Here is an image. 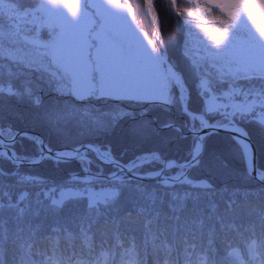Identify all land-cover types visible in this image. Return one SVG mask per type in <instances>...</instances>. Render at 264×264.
Masks as SVG:
<instances>
[{
  "label": "snow or ice",
  "instance_id": "1",
  "mask_svg": "<svg viewBox=\"0 0 264 264\" xmlns=\"http://www.w3.org/2000/svg\"><path fill=\"white\" fill-rule=\"evenodd\" d=\"M8 2L16 7L10 10L13 14L7 16V24L0 7V60L10 61L7 72L0 64V102L14 100L29 110L27 114L14 112L15 120L30 117L57 135L64 133V125L78 109L45 106L36 87L42 82L49 91L78 102L117 99L152 105L164 112L178 108L187 117L183 125L169 119L154 127L155 119L141 120L129 134L147 138L171 130L185 139L187 129L192 143L183 160L166 159L161 152L151 151L122 163L110 146L81 143L54 150L40 136L0 125V161L12 166V171L0 167V264H141L150 245L157 264H180L177 241L183 245V264H264V238H257L254 230L249 229L243 257L227 238L239 226L233 218L236 202L230 198L220 211L215 185L208 178L191 176L195 169H207L209 174L228 170L229 161L223 154L210 153L205 158L207 137L225 131L234 133L231 139L246 174H254L264 183V170L252 165L249 133L239 126L246 121L264 131V26L257 22L258 18L264 20V0H184L197 11L176 8L185 37L183 59L202 102L199 111L189 107L192 93L184 70L168 59V48L176 44L169 41L165 47L161 42L158 48L149 41V49L127 17L112 10L123 7L120 0ZM172 5L176 7V0ZM127 11L132 12L130 6ZM185 16L198 22L195 27L207 33V40ZM202 16L210 17L213 27H204L209 20H201ZM42 29L48 31L47 41L40 38ZM6 40L14 46L8 51ZM224 84L227 91L219 87ZM93 112H80L83 135L107 133L130 116L120 111ZM25 139L34 146L35 155L17 153L16 144ZM90 153L114 169L110 175L92 171ZM46 160L57 166L78 161L83 175L74 173L56 182L20 171L22 165L35 166ZM153 165L159 168L141 171ZM170 169L177 171L169 175ZM125 175L155 180L157 191L140 183L132 186ZM17 188L22 190L15 192ZM161 189L170 197L166 202L171 204L170 210L165 211L166 204L160 202ZM102 225L110 230L101 231ZM45 231L51 236H45ZM74 233L83 241V254L74 252L63 260L53 248L37 258L33 249L39 239L51 243ZM218 244L226 253L220 258ZM114 248L121 251L113 252Z\"/></svg>",
  "mask_w": 264,
  "mask_h": 264
},
{
  "label": "trees",
  "instance_id": "2",
  "mask_svg": "<svg viewBox=\"0 0 264 264\" xmlns=\"http://www.w3.org/2000/svg\"><path fill=\"white\" fill-rule=\"evenodd\" d=\"M25 4H38L40 0H24ZM120 3L130 6L132 9L131 15L134 18L135 23L140 32L145 34L147 39L153 40V19L148 13L147 6H145V0H120ZM152 5L159 18V40L156 42L161 46V42L165 47L168 46L169 41H173L176 47L168 48V59L172 64H179L180 68L184 70L187 84L192 93V100L189 107L193 111H199L202 105L201 100L197 97L195 88V79L187 71L186 63L183 59L184 52V40L185 37L181 35L179 22L182 17L176 15V8L187 7L189 11L196 12L197 10L193 6L186 5L184 0H176V7H173L172 0H152ZM0 7L4 9L7 24V16L13 13L10 10H14L16 5L11 4L8 0H3L0 3ZM192 21L194 31L200 33L201 37L207 40V33L201 32L200 28H196L198 23L192 17H183ZM208 19L209 23L204 27L211 28L210 17H201V20ZM47 29L40 31V38L47 37ZM6 43V42H5ZM210 43V41H209ZM151 46V44H150ZM195 47V45H194ZM162 50V49H161ZM0 64H3L5 72L8 71L10 61L7 59L0 60ZM36 77L40 74L35 73ZM98 80V77H97ZM239 84L245 85L246 82L238 81ZM39 94L42 96L45 106H59L60 108H76L78 112L64 125L65 131L62 135H57L51 131L48 126L41 123L32 122L31 118H26L23 122L15 120L13 118L14 112L28 113V108L24 104H16L14 100L5 99L0 102V125L5 128L11 125L13 128L20 132H28L31 135L40 136L44 139L45 143L51 145L52 148L57 149L59 147H71L84 142H95L99 146H110L113 155L122 163L127 162L134 157L151 151H159L166 159L183 160L185 158L187 149L192 143V136L187 134V129H184L185 139L179 138V136L171 130H161L159 135L149 136L147 138L133 137L129 134V129L139 123L141 120H156L154 127H157L160 123L166 120H174L177 124L183 125L187 120V117L182 115L178 108H173L170 112H164L160 108L147 105L137 104L129 100H117V99H103L97 100L95 98L87 101H74L70 96H60L54 91L44 85V83L36 84ZM224 91H227V84L222 86ZM82 105V108H81ZM83 109H87L93 114L111 113L114 111L127 112L130 114L129 118L122 120L119 126L107 133H96L83 135L81 134V128L79 121L81 119L80 112ZM209 119H217V117H210ZM248 133L253 145L256 148L257 166L261 170L264 169V131L260 130L255 124L246 121L239 122ZM228 133L216 132L213 135H209L206 144V156L210 153L223 154L229 161V167L227 171H213L211 174L207 169H195L192 171L191 176L194 179L208 178L217 188V196L215 197L218 202V208L223 210L227 201L231 198L236 202V209L233 214V218L238 227L233 232L229 233L227 238L230 240L234 247L237 249L240 256H245L247 252V242L250 240L251 233L249 229L254 230L257 234V238H264V183L254 179L252 176L246 174L244 162L241 160L239 153L236 150L235 143L231 139ZM16 151L21 155L32 156L35 155L34 146L27 140H23L16 144ZM92 160V171L97 170L103 172L105 175H109L114 169L109 165H104L96 160L95 156L89 154ZM0 167H3L5 171H12V166L6 161H0ZM155 168H159V165H153L152 168H144L141 171L144 173L150 172ZM23 173H32L34 175H40L60 182L66 180L70 175L76 173L83 175L81 172V166L78 161H71L68 163L55 165L52 161L46 160L41 164L35 166L23 165L20 168ZM177 170L170 169L169 175L174 174ZM130 182L132 186L137 183L143 184L144 188L153 192L157 191V182L155 180L146 182L143 180H137L131 177H124ZM11 181H9L10 183ZM105 185L107 182H104ZM22 189H15V192H19ZM34 191L33 189H27ZM178 192L181 190L178 188ZM164 190L161 189L158 193L161 197V204H166L165 211L170 210L171 204L166 203L170 200V197L164 196ZM182 194V193H181ZM186 207L191 208V202L186 201ZM110 230V226H101V231L107 233ZM45 236H51L50 231L44 232ZM93 241L98 244V240L93 237ZM115 241H113L114 243ZM178 250L180 254V264H183V245L177 241ZM111 245H109L110 247ZM53 248L58 249V256L66 260L68 256H72L74 252L83 254L86 249L83 241L76 238L75 233L70 238H57L50 243L48 239H39L35 248L33 249L37 253V258L44 252H51ZM120 248H114L113 252H120ZM175 254V252H174ZM226 254L224 247L221 244L217 245V256L220 258ZM81 258L84 259L83 255ZM141 264H157V260L153 251V247L150 245L148 248V254L145 255Z\"/></svg>",
  "mask_w": 264,
  "mask_h": 264
},
{
  "label": "water",
  "instance_id": "3",
  "mask_svg": "<svg viewBox=\"0 0 264 264\" xmlns=\"http://www.w3.org/2000/svg\"><path fill=\"white\" fill-rule=\"evenodd\" d=\"M146 1V5L148 6V9H149V15H150V17H152V19H153V28H154V32H153V39L154 40H159L158 38H159V18H158V16H157V13H156V11H155V9H154V6L152 5V0H145ZM149 5H151V7H149ZM158 47V46H157ZM159 48V47H158ZM240 127H242L241 125H239ZM205 131H208L207 129L205 130ZM26 132V131H25ZM217 132H222V133H228L230 136H233L234 135V133H232V132H225V131H217ZM186 133L187 134H189V135H191V133L190 132H188V131H186ZM248 140H249V142L251 143V145H252V152H253V159H252V165L256 168V169H260V168H258V166H257V157H256V148H255V146L253 145V143H252V141H251V138H250V136L248 135ZM84 143H92V142H84ZM92 144H96L95 142H93ZM97 146H99L98 144H96ZM71 147H73V146H71ZM71 147H59V148H57V149H54V150H59V149H64V148H71ZM25 165H27V164H25ZM261 170V169H260ZM262 170H264V169H262ZM110 175V174H109ZM126 176H129V175H126ZM129 177H132V176H129ZM252 177L255 179V175L253 174L252 175ZM132 178H134V179H137V180H143V181H146V182H151V181H153V180H150V179H141L139 176H137V177H132ZM257 180V179H256Z\"/></svg>",
  "mask_w": 264,
  "mask_h": 264
},
{
  "label": "rangeland",
  "instance_id": "4",
  "mask_svg": "<svg viewBox=\"0 0 264 264\" xmlns=\"http://www.w3.org/2000/svg\"><path fill=\"white\" fill-rule=\"evenodd\" d=\"M89 2L91 3V2H102V0H89ZM81 3H83V0H81ZM122 4V3H121ZM123 5V7L122 8H114V9H112L113 11H117V12H119V13H121V14H123V15H125L126 17H127V20H128V22H129V24H130V26L132 27V29L134 30V31H136L137 32V34L139 35V37L143 40V42L148 46V48L149 49H151L152 48V44L151 43H149V41H150V39H147V37H146V35L145 34H142L140 31V28H138V26H137V24L135 23V21H134V18L132 17V15H131V13H129L128 11H127V9H128V6H126V5H124V4H122ZM65 11H67V9H65ZM261 26H264V20H260L259 18H258V21H257ZM249 25L251 26V27H253V30H256L255 29V26L254 25H252L251 24V21H249ZM5 31H7V29L5 28ZM48 36L47 37H44L43 38V41H47L48 40ZM41 40H42V38H41ZM6 43H4V48H5V50L6 51H8V50H10L12 47H14L13 45H10V43L6 40L5 41ZM152 42H153V40H152ZM150 44H151V46H150ZM98 81V80H97ZM91 154V153H90ZM100 162V161H99ZM101 163V162H100ZM23 166V165H22Z\"/></svg>",
  "mask_w": 264,
  "mask_h": 264
}]
</instances>
